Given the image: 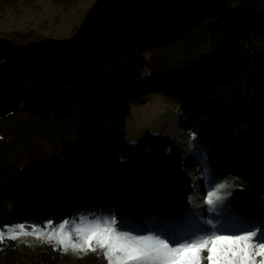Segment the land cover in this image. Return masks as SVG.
I'll use <instances>...</instances> for the list:
<instances>
[{
    "label": "trees",
    "instance_id": "16d2710c",
    "mask_svg": "<svg viewBox=\"0 0 264 264\" xmlns=\"http://www.w3.org/2000/svg\"><path fill=\"white\" fill-rule=\"evenodd\" d=\"M153 94L184 113L206 174L175 139L127 140L131 106ZM226 178L264 198V0H98L71 38L0 37V230L102 213L140 224L169 206L172 227H192L189 197ZM64 258L0 242L10 264Z\"/></svg>",
    "mask_w": 264,
    "mask_h": 264
},
{
    "label": "snow or ice",
    "instance_id": "6c2138e0",
    "mask_svg": "<svg viewBox=\"0 0 264 264\" xmlns=\"http://www.w3.org/2000/svg\"><path fill=\"white\" fill-rule=\"evenodd\" d=\"M195 138L196 134L190 133V146ZM202 171L207 173L206 168ZM192 179L195 183L196 177ZM206 188L203 202L209 206L211 218L200 220L193 214L192 227H172L165 220L172 212L169 206L164 215L154 212L140 224L128 216L121 221L114 213H102L81 214L58 224L47 221L43 227L30 225L31 231L24 224L5 226L0 242L5 236L16 240L35 235L52 244L54 250L85 255L91 251L102 256L106 264H264V199L242 190L233 195L227 191L231 188L227 179L209 181ZM196 199L189 197L193 208L197 207ZM236 202L252 214L235 208Z\"/></svg>",
    "mask_w": 264,
    "mask_h": 264
},
{
    "label": "rangeland",
    "instance_id": "374dc122",
    "mask_svg": "<svg viewBox=\"0 0 264 264\" xmlns=\"http://www.w3.org/2000/svg\"><path fill=\"white\" fill-rule=\"evenodd\" d=\"M98 0H0V37L9 36L16 38L21 33H29L31 37H45L52 39L71 38L77 32L80 24L86 18L87 12ZM184 113L175 102L166 100L158 94L149 97L145 104L131 106V117L127 120L126 137L131 143H137L143 132L149 131L154 134H162L177 140L183 147L185 158L194 163L195 167L202 172L208 163L198 157L195 153V140L189 144L190 131L179 127L180 120ZM233 195H239L241 190L248 193L243 187V183L234 178H226ZM225 179L218 181L222 182ZM205 196V195H204ZM196 195L195 205H191V216L198 214L200 220H207L202 217V212L206 214L209 207L203 202V197ZM264 199V198H263ZM28 231H31L29 224H24ZM10 227V226H9ZM51 227V226H50ZM3 228L0 231H4ZM18 231V229H17ZM7 238V236H5ZM23 251L35 252L46 241L37 239L35 235L19 236ZM27 242V243H26ZM60 249V248H59ZM61 250V249H60ZM62 251V250H61ZM100 251L99 249L97 250ZM64 261L60 264H79L77 257H86L93 252L89 251L86 255L76 254L71 250L63 252ZM206 255V253L204 254ZM0 264H10L0 260ZM59 264V263H57ZM204 264H207L205 261Z\"/></svg>",
    "mask_w": 264,
    "mask_h": 264
}]
</instances>
